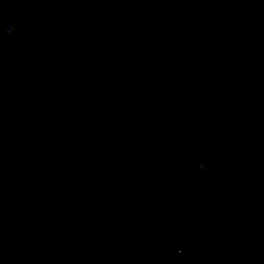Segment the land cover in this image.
I'll use <instances>...</instances> for the list:
<instances>
[{
	"label": "water",
	"instance_id": "95a60500",
	"mask_svg": "<svg viewBox=\"0 0 264 264\" xmlns=\"http://www.w3.org/2000/svg\"><path fill=\"white\" fill-rule=\"evenodd\" d=\"M0 264H264V0H0Z\"/></svg>",
	"mask_w": 264,
	"mask_h": 264
}]
</instances>
